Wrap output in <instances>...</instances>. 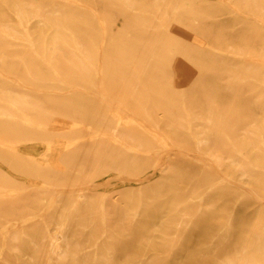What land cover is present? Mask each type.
<instances>
[{
  "label": "rangeland",
  "instance_id": "obj_1",
  "mask_svg": "<svg viewBox=\"0 0 264 264\" xmlns=\"http://www.w3.org/2000/svg\"><path fill=\"white\" fill-rule=\"evenodd\" d=\"M76 1L0 0L5 73L92 91L28 96L47 128L16 126L0 186L58 191L0 205V264H264V0Z\"/></svg>",
  "mask_w": 264,
  "mask_h": 264
},
{
  "label": "bare ground",
  "instance_id": "obj_2",
  "mask_svg": "<svg viewBox=\"0 0 264 264\" xmlns=\"http://www.w3.org/2000/svg\"><path fill=\"white\" fill-rule=\"evenodd\" d=\"M76 1V0H75ZM72 2V1H71ZM77 2V1H76ZM74 3V1H73ZM80 3V2H79ZM229 3V2H228ZM77 4V3H76ZM227 4V3H226ZM80 5V4H79ZM133 5V4H132ZM228 5V4H227ZM81 6V5H80ZM230 6V5H229ZM86 7V6H84ZM83 7V8H84ZM237 9V8H236ZM235 10V9H234ZM96 13V12H95ZM96 15V14H95ZM98 17V14L97 16ZM99 18V17H98ZM99 22L103 23V21L101 19H98ZM22 23V22H21ZM42 24V23H41ZM100 24V23H99ZM120 24V23H119ZM30 25V24H28ZM102 25V24H101ZM105 25V24H104ZM22 27V25H21ZM105 30V29H104ZM25 31H27L25 29ZM27 33V32H26ZM106 34V33H104ZM9 36V35H7ZM105 36V35H104ZM11 38V37H10ZM28 38H29V43L28 46L31 50V52L33 53H37V50L34 48L35 44L33 42V39L31 37V34H28ZM13 39V38H12ZM15 40V39H14ZM104 40V39H103ZM17 41V40H16ZM19 41V40H18ZM105 42V40H104ZM198 42V40H197ZM200 43V42H199ZM108 44V43H107ZM103 45H101L100 50H103ZM99 51V52H101ZM102 53V52H101ZM101 55V54H100ZM38 56V55H37ZM102 57V56H101ZM100 58V57H99ZM254 60V59H253ZM100 61V60H99ZM102 61V60H101ZM100 61V62H101ZM252 61V59H251ZM262 62V61H261ZM47 63V62H46ZM102 63V62H101ZM50 65V64H49ZM76 65V64H75ZM99 65H101L99 63ZM50 68H52V72L53 75L51 79L45 78L44 83L37 85V86H30L28 84H26L25 82L18 80L14 77H12L11 75L5 73L1 68H0V78L5 81L6 87L4 86H0V151H7L9 153H19L21 150V142L18 139L14 138V134L17 132V127L16 126H21L24 128H33L36 127L38 129H44L47 128V125L42 124V123H38L35 122L33 120V118L30 116L31 113V101L29 100L28 96L32 95V94H36L37 96H39L40 98H50V97H54V98H62L63 96H65L66 94L69 95H73V96H78L80 93H86V94H91L92 91L87 90V89H83L80 86L74 85V83H72L71 81H68L67 79H65L58 70H56L54 67H52L50 65ZM103 68V65L102 67ZM103 69H100L99 72L97 73V80L95 83V87L96 89L94 90L93 93H95V96L97 95L99 100L101 99V101L105 100L108 101L109 97L107 90L105 88V80H104V76H103ZM51 80H57V83H51ZM13 83H17L16 86L13 85ZM65 85H67V88H64ZM16 89H14V88ZM17 90V91H16ZM83 90V91H82ZM92 95V94H91ZM112 98V97H111ZM114 100V99H113ZM118 100V99H116ZM111 101V100H110ZM115 101V100H114ZM104 102V103H105ZM114 103V102H113ZM118 105H122L121 103L117 102ZM125 107V106H123ZM116 108L118 109L119 107L116 106ZM114 108V109H116ZM33 111L34 109L36 110V108H32ZM112 109V107H111ZM127 109V108H126ZM120 110V109H119ZM129 110V109H128ZM127 112L132 116L131 117V121L134 119V121L138 122L139 125H141L144 129H146L149 133V126H147L144 122H142L140 120V118H138L139 116H137L136 114L131 113V111ZM112 111V110H111ZM126 111V110H125ZM119 112V111H117ZM111 113V112H110ZM114 113V112H113ZM122 113V110L121 112ZM188 113V112H187ZM119 114V113H118ZM124 114H126V112H124ZM189 114V113H188ZM123 115V114H122ZM129 115V116H130ZM160 115V114H159ZM117 116V113L116 115ZM128 116V115H127ZM189 116V115H188ZM124 117V116H123ZM119 118H122L119 116ZM133 118V119H132ZM130 119V118H129ZM190 119V117H189ZM122 120V119H121ZM119 122V121H118ZM72 123V122H71ZM135 122H133L134 124ZM137 125V124H136ZM151 127V126H150ZM158 127V126H157ZM50 128H56V125H52L50 126ZM142 129V128H141ZM159 129V127H158ZM151 130V129H150ZM155 130V129H154ZM117 131V130H116ZM115 131V132H116ZM145 131V130H144ZM151 132V131H150ZM98 133V132H97ZM112 133V132H111ZM154 133V132H153ZM102 135H104L103 133H101ZM152 134V132H151ZM101 135V136H102ZM108 134H106L107 136ZM115 135V134H114ZM156 135V133L154 134ZM99 136V134H98ZM97 136V137H98ZM100 136V137H101ZM105 136V137H106ZM159 136V134H158ZM160 136H162L160 134ZM164 136V135H163ZM90 137V136H89ZM88 137V138H89ZM92 138L95 136H91ZM104 137V136H103ZM115 137V136H114ZM155 137V136H154ZM153 137V138H154ZM109 137H107L108 139ZM116 138V137H115ZM160 138V137H158ZM85 140H87L86 138H84ZM160 139H164V138H160ZM82 140V139H81ZM90 140V139H89ZM158 140V139H156ZM80 141L79 139H74L71 142L65 144L64 148L69 149L72 148L73 146H75L78 142ZM115 141V140H114ZM117 142L119 140H116ZM159 141V140H158ZM161 141V140H160ZM164 141V140H162ZM161 141V142H162ZM120 142V141H119ZM122 143V141L120 142ZM123 144V143H122ZM125 144V143H124ZM166 144V143H163ZM196 145H197V141H196ZM124 146V145H122ZM163 146V145H162ZM48 147V146H47ZM129 147V146H127ZM168 147V146H167ZM166 147V148H167ZM50 148V146L48 147ZM132 148V147H131ZM130 148V151H131ZM171 149H173L172 147H170ZM129 149V148H128ZM168 149V148H167ZM50 150V149H49ZM134 150V149H132ZM136 150V149H135ZM134 150V152H135ZM174 150V149H173ZM180 150V149H179ZM198 150V147H197ZM157 151V150H156ZM167 151V150H166ZM170 151V150H169ZM158 152V151H157ZM165 152V150H164ZM151 153V152H150ZM159 153V152H158ZM162 153V152H161ZM194 153V152H193ZM200 153V152H199ZM143 154V153H141ZM149 154V153H148ZM147 154V155H148ZM166 154V153H165ZM154 155V154H152ZM164 157V154H162ZM242 155V154H240ZM245 158V157H244ZM163 160V159H162ZM213 160V158H212ZM215 161V160H213ZM216 163V161H215ZM160 164V163H159ZM220 164V163H219ZM218 164V166H219ZM156 167V166H154ZM158 168V167H156ZM155 168V169H156ZM154 171V170H153ZM156 172V171H154ZM154 174V173H153ZM10 177L8 176L7 172L5 171H1L0 170V182H4L6 180H8ZM119 178V177H118ZM149 178V177H148ZM227 178V177H226ZM121 179V178H120ZM129 179V178H128ZM230 179V178H229ZM112 180V179H111ZM116 180V178L114 179ZM118 180V179H117ZM124 180V179H123ZM134 180V179H133ZM150 180V179H149ZM130 181V179H129ZM146 181V180H145ZM148 181V180H147ZM121 182V181H120ZM132 182V180H131ZM130 182V183H131ZM141 182V180L139 181ZM144 182V181H142ZM109 183V182H108ZM219 184L221 182H218ZM218 183H216V185L218 186ZM236 183V182H234ZM138 184V183H137ZM213 186V187H216ZM89 186V185H87ZM90 186H93L92 184ZM89 186V187H90ZM102 186V185H101ZM100 186V187H101ZM107 186V185H105ZM85 187V186H84ZM96 188V186H94ZM103 187V186H102ZM109 187V186H108ZM212 186L209 187V189H211ZM246 187V186H245ZM92 188V189H95ZM99 189V187H97ZM78 189V188H77ZM90 189V188H89ZM43 190H47V191H58L56 187L51 186L50 184H48L46 181L40 182V183H35V184H26L18 189H14V188H6V187H2L0 186V205H2V207H4L6 210H9V207H17V206H21V205H25L23 202V199L25 198L26 195H28L30 193V191H34L36 193L41 192ZM66 190V189H65ZM61 189L59 192H64L66 194V191ZM72 190V189H71ZM86 190V188H85ZM85 190L82 188L80 189L79 187V195L82 196L83 193L85 192ZM96 190V189H95ZM213 190V189H211ZM72 191H76L72 190ZM84 191V192H83ZM58 192V193H59ZM70 192V191H69ZM56 193V192H55ZM73 194V193H72ZM107 196V195H106ZM56 197V196H55ZM55 197L51 198L50 202L48 203V205L43 209L38 211L37 213H35L34 217H29V218H23V220L21 221V225H27L28 223L32 222V220H36L37 218H42L45 215H47V213H49L48 211L51 210V208L53 207L54 203H56L55 201ZM59 197V196H58ZM106 198V197H105ZM104 198V199H105ZM204 198V197H203ZM57 199V198H56ZM104 199H102V203H104ZM75 204V203H74ZM104 208V207H103ZM102 208V209H103ZM200 211V210H199ZM104 212V209H103ZM61 216V215H60ZM105 217V216H104ZM103 217V218H104ZM195 217V215L193 216ZM36 218V219H35ZM62 218V217H61ZM186 218V217H185ZM189 218V217H188ZM45 222V221H44ZM104 222V221H103ZM15 223V222H14ZM11 227V223H7L5 226H3L2 228H0V235H3L5 238V235H7L9 229ZM65 229V227H64ZM63 229V230H64ZM105 232V231H104ZM24 235V234H23ZM51 235V234H50ZM49 235V236H50ZM60 237V236H59ZM62 238V237H61ZM60 238V239H61ZM52 239V238H51ZM59 239V241H60ZM102 239V238H101ZM58 241V242H59ZM6 242V241H5ZM4 243V242H3ZM52 244V243H51ZM6 245V244H4ZM98 245V243L96 244ZM59 246V245H58ZM97 247V246H96ZM4 249V248H2ZM58 250V249H57ZM2 251V250H1ZM4 251V250H3ZM13 251V250H11ZM59 252V251H57ZM3 253V252H2ZM97 253V252H96ZM56 254V253H55ZM61 254V253H60ZM1 255V253H0ZM2 258V255L0 256ZM96 257V256H95ZM59 258V257H58Z\"/></svg>",
  "mask_w": 264,
  "mask_h": 264
}]
</instances>
